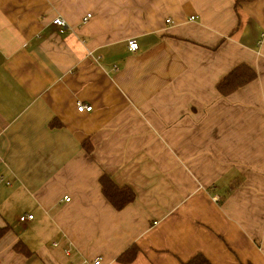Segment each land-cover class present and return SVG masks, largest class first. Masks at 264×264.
I'll use <instances>...</instances> for the list:
<instances>
[{
	"label": "crops",
	"instance_id": "1",
	"mask_svg": "<svg viewBox=\"0 0 264 264\" xmlns=\"http://www.w3.org/2000/svg\"><path fill=\"white\" fill-rule=\"evenodd\" d=\"M0 176V264H264V0H0Z\"/></svg>",
	"mask_w": 264,
	"mask_h": 264
},
{
	"label": "trees",
	"instance_id": "2",
	"mask_svg": "<svg viewBox=\"0 0 264 264\" xmlns=\"http://www.w3.org/2000/svg\"><path fill=\"white\" fill-rule=\"evenodd\" d=\"M256 78V73L247 66H240L235 69L228 77H226L217 86V91L221 96H228L238 88L248 84ZM91 150V148H90ZM102 193L106 200L117 210L122 209L134 200V193L128 187H117L107 176L100 179ZM6 230L0 229V238L5 234ZM136 254V248H131L127 253L119 258L121 262H129ZM129 255V256H128ZM195 262V263H194ZM194 264H209L203 258L197 257L193 260Z\"/></svg>",
	"mask_w": 264,
	"mask_h": 264
},
{
	"label": "built area",
	"instance_id": "3",
	"mask_svg": "<svg viewBox=\"0 0 264 264\" xmlns=\"http://www.w3.org/2000/svg\"><path fill=\"white\" fill-rule=\"evenodd\" d=\"M92 15H87V17L85 18V22L88 21L89 19H91ZM194 18L191 17V20H193ZM170 21L167 20L166 23H169ZM52 24L58 29V31L61 33V34H65L67 29H68V24H67V21L58 16L56 17L53 21H52ZM128 51L130 53H136L138 50H139V45L138 43L135 41V40H130L128 42ZM113 70L117 71V67H113ZM77 110L78 112L80 113H83V112H92L93 111V107L92 106H88L86 104H84L83 102H79L77 103ZM2 183H5L7 185H10V182H7L5 180L4 177L0 176V184ZM64 201L66 203H70L71 202V198L70 197H65ZM214 202H219V199L217 197H215L213 199ZM34 219V216L33 215H28V216H22L20 217V222L22 223H26V222H29V221H32ZM55 246H58L57 244H55ZM65 255L67 257H71V251L70 249H67L65 251ZM81 264H101V260L100 259H96L94 261H90V260H87L85 259Z\"/></svg>",
	"mask_w": 264,
	"mask_h": 264
}]
</instances>
